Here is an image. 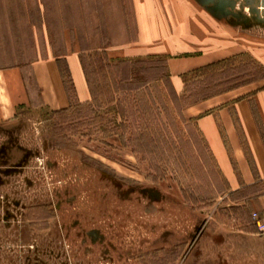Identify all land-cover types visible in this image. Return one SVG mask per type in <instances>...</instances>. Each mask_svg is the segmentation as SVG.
Instances as JSON below:
<instances>
[{
	"label": "rangeland",
	"instance_id": "obj_1",
	"mask_svg": "<svg viewBox=\"0 0 264 264\" xmlns=\"http://www.w3.org/2000/svg\"><path fill=\"white\" fill-rule=\"evenodd\" d=\"M192 1L216 14L223 37H253L262 57L264 0ZM135 37L132 0H2L0 69L21 67L29 80L33 60L70 48L107 52ZM234 56L264 76L260 59ZM27 82L29 104L0 121V264H264V235L248 211L223 199L225 182L193 125L183 134L201 141L206 170L186 143L181 160L169 159L157 177L76 116L63 119L41 106ZM166 116L154 113L172 129ZM178 183L195 193L208 189L212 200L187 202Z\"/></svg>",
	"mask_w": 264,
	"mask_h": 264
},
{
	"label": "crops",
	"instance_id": "obj_2",
	"mask_svg": "<svg viewBox=\"0 0 264 264\" xmlns=\"http://www.w3.org/2000/svg\"><path fill=\"white\" fill-rule=\"evenodd\" d=\"M135 40L107 51L109 57L161 55L171 84L181 92V75L215 60L248 53L260 59L253 37H223L217 17L192 0H132ZM79 52L65 54L78 101L90 98L79 61ZM26 72L21 67L0 69V121L11 119L20 106L28 105L33 83L41 106L48 110L69 104L54 56L33 60ZM26 75V74H25ZM193 119L225 182L223 199L237 209L264 211V76L227 89L182 108Z\"/></svg>",
	"mask_w": 264,
	"mask_h": 264
},
{
	"label": "trees",
	"instance_id": "obj_3",
	"mask_svg": "<svg viewBox=\"0 0 264 264\" xmlns=\"http://www.w3.org/2000/svg\"><path fill=\"white\" fill-rule=\"evenodd\" d=\"M8 11L14 17L13 11ZM78 57L90 98L82 102L76 99L66 57L55 55L69 104L65 108L50 110L52 114H59L68 120L76 116V119L82 120V124L97 133L100 140H114L136 158L146 161L155 176L161 178L167 173L165 162L177 157L181 160L182 148L186 143L192 148L191 159L197 163L200 171L206 170L200 142L209 152L208 147L193 119L183 116L182 108L260 79L250 74L247 64H235L237 56L225 57L184 72L181 75L183 89L178 93L171 84L164 56L113 58L107 55L104 48H96L86 55L79 52ZM109 105H112L111 112L106 117L104 108ZM159 111L167 114V122L172 129L155 119L154 113ZM172 113L174 119L170 115ZM192 125L201 141L195 139L192 131L190 136L183 134L184 128ZM178 184L187 202L212 200L208 189L205 194L195 193L190 186ZM206 186L209 188V184ZM231 208L237 209L234 206Z\"/></svg>",
	"mask_w": 264,
	"mask_h": 264
},
{
	"label": "built area",
	"instance_id": "obj_4",
	"mask_svg": "<svg viewBox=\"0 0 264 264\" xmlns=\"http://www.w3.org/2000/svg\"><path fill=\"white\" fill-rule=\"evenodd\" d=\"M250 216L256 234L264 235V211L262 213H259L258 211H253L251 212Z\"/></svg>",
	"mask_w": 264,
	"mask_h": 264
},
{
	"label": "water",
	"instance_id": "obj_5",
	"mask_svg": "<svg viewBox=\"0 0 264 264\" xmlns=\"http://www.w3.org/2000/svg\"><path fill=\"white\" fill-rule=\"evenodd\" d=\"M199 4L203 5L205 7V9H207L211 14L215 15L216 14L214 12L211 11V9L209 7H206L207 4H205L204 2H198Z\"/></svg>",
	"mask_w": 264,
	"mask_h": 264
}]
</instances>
